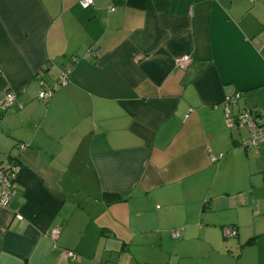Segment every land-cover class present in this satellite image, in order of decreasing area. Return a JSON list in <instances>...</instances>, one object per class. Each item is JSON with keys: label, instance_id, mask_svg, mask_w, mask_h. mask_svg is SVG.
Returning a JSON list of instances; mask_svg holds the SVG:
<instances>
[{"label": "crops", "instance_id": "crops-1", "mask_svg": "<svg viewBox=\"0 0 264 264\" xmlns=\"http://www.w3.org/2000/svg\"><path fill=\"white\" fill-rule=\"evenodd\" d=\"M79 2L0 0V264H264V0Z\"/></svg>", "mask_w": 264, "mask_h": 264}, {"label": "built area", "instance_id": "built-area-1", "mask_svg": "<svg viewBox=\"0 0 264 264\" xmlns=\"http://www.w3.org/2000/svg\"><path fill=\"white\" fill-rule=\"evenodd\" d=\"M80 6L83 9H86L90 6H93V0H80ZM113 11V9H111ZM190 63V57L184 55L177 59L176 65L180 69H186ZM70 75V69L64 68L60 71L57 78L56 84L51 88H45L38 92L37 98L41 104H45L52 95V92L59 87L65 86L68 83ZM239 94L227 99L228 104H235ZM15 103V95L12 92L7 93L2 101H0V107L3 110L10 109ZM225 123L226 127L229 130H235L238 128H245L249 132V139L242 142V146L247 149H258L260 146H264V124L260 122L259 117L256 114H253L250 111H241L236 116H231V113L228 109H225ZM16 171L15 165L12 160H4L0 164V209H5L8 207L11 199L16 195ZM17 219H21L20 216H17ZM58 232L53 230L51 236L56 238ZM174 237L178 236V232L173 233ZM235 230L233 227H226L223 230V237L225 239L234 237ZM72 260H76L77 257L75 254L69 252L67 254Z\"/></svg>", "mask_w": 264, "mask_h": 264}, {"label": "rangeland", "instance_id": "rangeland-1", "mask_svg": "<svg viewBox=\"0 0 264 264\" xmlns=\"http://www.w3.org/2000/svg\"><path fill=\"white\" fill-rule=\"evenodd\" d=\"M244 131V133H243V135H249L248 133V131H247V129H244L243 130ZM246 135V136H247ZM258 201H260V206H261V214H264V197H262L260 200H257V202ZM256 203V202H255ZM255 205V204H254ZM258 230L259 231H261V232H264V227H260V228H258ZM250 234H253V230H251V228L249 229V228H244L243 230H242V236L244 237V238H249V236H251ZM262 243H264V242H261V244L260 245H262ZM239 254V252H237V255Z\"/></svg>", "mask_w": 264, "mask_h": 264}, {"label": "trees", "instance_id": "trees-1", "mask_svg": "<svg viewBox=\"0 0 264 264\" xmlns=\"http://www.w3.org/2000/svg\"><path fill=\"white\" fill-rule=\"evenodd\" d=\"M253 114H256L257 116H258V113L257 112H252ZM259 117V116H258ZM105 199L108 201V202H111V201H117V200H119L120 198L119 197H117V196H109V195H106L105 196ZM253 240V239H252ZM248 242H251V240L250 241H248Z\"/></svg>", "mask_w": 264, "mask_h": 264}]
</instances>
